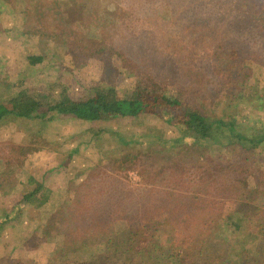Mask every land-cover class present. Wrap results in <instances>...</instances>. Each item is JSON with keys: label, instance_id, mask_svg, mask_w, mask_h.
<instances>
[{"label": "trees", "instance_id": "1", "mask_svg": "<svg viewBox=\"0 0 264 264\" xmlns=\"http://www.w3.org/2000/svg\"><path fill=\"white\" fill-rule=\"evenodd\" d=\"M16 1L27 34L50 31L84 54L93 46H108L132 65L135 81L144 86L137 99L124 101L116 99L111 86L79 99L62 92L58 102L34 106L32 119L99 122L150 114L180 127L181 133L194 132L177 141L159 142L162 150L234 146L215 135L217 128H227L230 140L247 156L224 166L218 160L219 166L211 169L194 155L176 174L154 180L143 162L152 157V147L143 156L130 153L124 162L140 170L144 185L124 191L118 172L125 171L116 166L119 161L113 162L114 169L103 167L86 177L69 201H57L56 214L45 223L40 220L44 241L63 229L76 240L95 237L96 254L89 264H229L209 250L216 243L220 246L227 232L241 242L260 241L243 264H264V164L254 160L264 155V131L234 133L236 117L219 119L210 111L221 91L229 97L237 94L239 74L247 65L250 71L259 68L264 73V0ZM190 45L196 47L204 73L210 74L198 86L167 77L174 68L180 70L183 57L188 64L193 62ZM27 60L31 66L42 62L30 54ZM27 99L22 93L25 107L31 106ZM10 114L7 105L0 104V124ZM10 160L0 157V163ZM43 190V184L35 182V188L0 218V229L16 228L25 212L42 203ZM115 222H126L128 227L113 230L109 237L107 225ZM0 264L11 263L1 259Z\"/></svg>", "mask_w": 264, "mask_h": 264}, {"label": "rangeland", "instance_id": "2", "mask_svg": "<svg viewBox=\"0 0 264 264\" xmlns=\"http://www.w3.org/2000/svg\"><path fill=\"white\" fill-rule=\"evenodd\" d=\"M186 7L192 10L191 4ZM24 17L16 0H0V104H6L11 111L7 122L0 124V157L11 159L7 164L0 163V218L9 214L23 194L35 188V182L43 184L44 198L39 206L25 212L16 228L0 229V260L6 259L11 264L92 263L98 244L95 237L76 240L63 229L54 239L48 237L44 241L40 220L45 223L49 215L56 214L57 201H69L86 177L104 168L114 169L116 161H119L116 166L125 171L118 172L124 191L143 186L140 170L124 162V156L130 153L143 156L152 147V157L141 160L154 180L176 174L194 155L200 156L211 169L219 166L218 160L224 166L247 157L243 147L230 140L227 128H217L215 135L234 146L162 150L159 142L177 141L186 135L193 136L194 132L181 133L180 127L150 114L99 122L71 117L50 123L32 119L34 106L56 103L62 92L79 99L101 86H111L116 99L124 101L137 99L144 86H138L132 65L112 48L97 45L84 54L64 45L50 31L29 35ZM195 48L188 46L189 54L195 56L193 62L188 64L183 57L180 70L174 72V68L167 76L169 79L178 78L188 86L204 84L210 74L204 73L202 63L196 60L199 58ZM29 54L41 57L42 62L31 66ZM250 68L247 65L239 74L237 97L225 96L221 91L222 95L211 102L210 110L215 118L236 117L233 132L244 136L264 131V73L259 68L251 71ZM22 93L31 106L21 103ZM254 160L264 164V155ZM127 227L126 222H115L107 225L106 231L112 237L113 230L122 232ZM223 235L221 245L213 244L209 250L222 255L229 264H243L248 251L260 242H241L236 234L227 232Z\"/></svg>", "mask_w": 264, "mask_h": 264}]
</instances>
